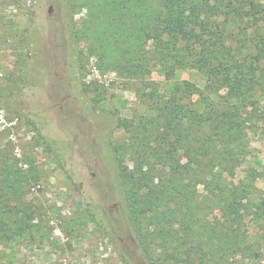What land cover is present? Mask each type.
I'll list each match as a JSON object with an SVG mask.
<instances>
[{
	"label": "trees",
	"instance_id": "1",
	"mask_svg": "<svg viewBox=\"0 0 264 264\" xmlns=\"http://www.w3.org/2000/svg\"><path fill=\"white\" fill-rule=\"evenodd\" d=\"M52 1L66 54L80 57L82 45L102 71L139 81L149 111L117 122L129 133L113 147L115 167L106 163L117 219L169 264H226L247 248L242 201L229 179L248 130L264 119V0ZM153 69L167 81L194 69L205 82L175 80L163 91ZM39 178L31 160L4 158L0 197L20 202Z\"/></svg>",
	"mask_w": 264,
	"mask_h": 264
},
{
	"label": "rangeland",
	"instance_id": "2",
	"mask_svg": "<svg viewBox=\"0 0 264 264\" xmlns=\"http://www.w3.org/2000/svg\"><path fill=\"white\" fill-rule=\"evenodd\" d=\"M84 14L74 15L76 27ZM61 15L52 0H0V161L31 160L40 175L20 202L0 197V264H169L119 222L107 181L113 147L129 137L117 122L149 113L136 94L139 81L102 71L82 45L81 59L67 55ZM149 77L163 91L175 80L205 82L194 69L171 81L158 69ZM260 109L264 115V102ZM246 139L228 182L242 201L247 248L226 264H264V119ZM198 190L205 194L203 185Z\"/></svg>",
	"mask_w": 264,
	"mask_h": 264
}]
</instances>
